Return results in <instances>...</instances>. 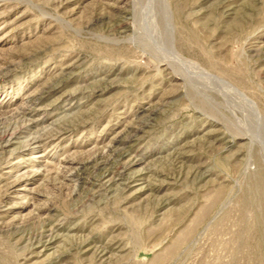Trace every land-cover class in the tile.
Instances as JSON below:
<instances>
[{"label": "rangeland", "instance_id": "374dc122", "mask_svg": "<svg viewBox=\"0 0 264 264\" xmlns=\"http://www.w3.org/2000/svg\"><path fill=\"white\" fill-rule=\"evenodd\" d=\"M0 264H264V0H0Z\"/></svg>", "mask_w": 264, "mask_h": 264}, {"label": "bare ground", "instance_id": "6f19581e", "mask_svg": "<svg viewBox=\"0 0 264 264\" xmlns=\"http://www.w3.org/2000/svg\"><path fill=\"white\" fill-rule=\"evenodd\" d=\"M162 1V0H161ZM171 44H172V42H171ZM172 45H170V47H171ZM173 48V47H172ZM174 49V48H173ZM172 49V51H173V56H174V58L178 61V62H180L181 64H185L179 57H178V55L176 54V52L174 51ZM186 65V64H185ZM188 66V65H187ZM196 67V66H195ZM196 69L198 70V68L196 67ZM201 72H202V70H200ZM203 75H206L207 77H208V75L207 74H205L204 72H203ZM211 78V77H210ZM33 143V142H32Z\"/></svg>", "mask_w": 264, "mask_h": 264}]
</instances>
